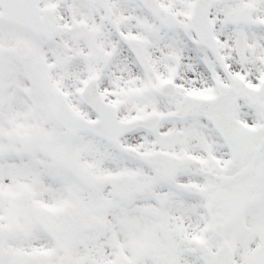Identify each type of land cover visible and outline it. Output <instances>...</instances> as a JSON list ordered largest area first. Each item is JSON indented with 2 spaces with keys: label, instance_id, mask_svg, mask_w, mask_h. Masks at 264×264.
Listing matches in <instances>:
<instances>
[{
  "label": "snow or ice",
  "instance_id": "obj_1",
  "mask_svg": "<svg viewBox=\"0 0 264 264\" xmlns=\"http://www.w3.org/2000/svg\"><path fill=\"white\" fill-rule=\"evenodd\" d=\"M0 264H264V0H0Z\"/></svg>",
  "mask_w": 264,
  "mask_h": 264
}]
</instances>
